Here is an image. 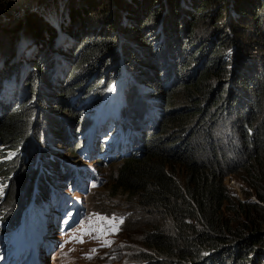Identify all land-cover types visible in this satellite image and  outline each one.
Instances as JSON below:
<instances>
[{
	"label": "trees",
	"instance_id": "16d2710c",
	"mask_svg": "<svg viewBox=\"0 0 264 264\" xmlns=\"http://www.w3.org/2000/svg\"><path fill=\"white\" fill-rule=\"evenodd\" d=\"M9 1L16 3L18 0ZM162 1L168 2V12L175 19L180 15H187V18L191 19L194 16H201L206 12L208 5L217 4L218 8L214 12L219 16L217 20L224 18L227 21L223 20L216 24L223 25L229 22L228 14L227 16L224 14L225 9H228L229 0H186L190 6L188 13L179 10V0H85V6L75 2L72 4L75 10L78 7L76 12L84 11L88 14L93 11L92 13L95 14L99 7L103 15L107 16L113 7L126 19L127 17L133 19L129 22L128 30L136 33L138 41H129L130 43L125 46L127 49H123L121 43L120 45L115 43L116 37L114 39L113 35L99 34L90 37L88 33H85L80 44L69 48L68 51L60 50V46L59 48L52 46V49L47 50L45 48L47 43L43 42L37 55L30 54L29 57H24L21 64L24 69L20 72V76L26 73L28 64L34 60L31 64L33 71L28 78L27 87L31 98H34L38 105L30 101L14 104L0 102V177L11 178L10 181L8 180L6 192L5 190L0 192L1 196L5 193V201L10 199V205L6 206L7 216L14 218L15 213L21 214L22 209L28 206L32 197H35L37 201L43 200L50 193V189H43L42 182L49 178L58 181L60 169L66 164L61 161V157L57 156L47 162L51 168L49 174L43 173L41 169H34L39 153L38 149L31 145V141L38 145L39 134L35 128H38L36 125L39 122L38 119L48 118L45 115L46 107L71 114L67 120L70 123L67 130H62L63 122L61 121H64L62 117L51 115V118H48L50 125L60 128L59 135L52 131L57 141L64 133L66 136L70 133L67 137L69 140L75 136L80 137V133L88 122L89 126L90 121L94 125L98 117V114H89L95 104L84 105L86 98L91 97L89 93L96 90L93 96L99 99L106 93L107 87L119 78L118 81L124 82L126 88L122 93V107L117 117V129L125 131L132 143L140 145L143 142L144 152L140 156L137 153L133 154L121 164L115 179V188L122 189L127 195L135 197L142 209L155 211L167 222L165 227H151L143 231L141 236L147 253L143 255L142 264H227L226 262L264 264V257L249 261L244 254L246 250L254 253L253 234L249 239H243L245 236L243 230L232 232L227 223L226 225L221 223L222 210L226 209L228 212L233 210L229 205L232 201L224 185V178L235 174L236 170L228 169L224 161L219 162L216 149L212 146L214 135L210 134L213 127L226 124L225 116L227 120L234 116L235 137L229 143L228 149L232 154L231 161H235L234 163L243 161L242 170L247 177H253L254 174L264 177V64L262 65L260 61L253 66L256 58L250 56L247 57L246 62L239 61L241 62L239 66L242 67L240 72L238 70L226 72L228 64L222 62L224 52L219 51L222 44L221 37V41L214 49L207 47L205 53L209 54V57L204 69L196 71L195 78H187V67L192 65L194 59L193 51L190 49L195 42L192 41V36L183 35L186 30L177 22L173 26L171 21L165 18L164 12L158 7ZM234 3L236 5L232 9L240 13L241 17L249 14L245 11L247 8L254 10L260 4L264 6V0H234ZM18 7L10 6L8 13L19 15L22 12L18 11ZM26 9L28 7L25 11ZM191 10H194V14ZM255 17L257 18L258 15L255 14ZM35 19H37L36 15ZM38 19L41 21L40 17ZM196 19L194 18L193 21ZM30 20L31 18H26V25L31 24L37 30V37L42 38L41 26L37 27L36 21ZM193 21L188 26H193ZM156 23H158L157 26ZM17 24L16 31L21 27V22ZM149 24L157 28L156 33L146 27ZM5 25L0 24V27ZM260 25L262 23H258L256 27ZM69 31L68 34H73ZM60 32H57L58 37L60 34L67 36ZM12 36L13 33L10 37ZM260 37L263 40L259 45L264 48V33H260ZM70 40L66 43H63V40L59 42L60 45H68L71 43ZM155 44L159 47L154 48ZM22 45L24 47L21 46L18 49L19 53L20 49L24 51L26 47H30L29 50L32 52L35 51L30 43ZM156 49L157 51L154 52ZM162 50L169 53V58L166 55L168 60L160 59L159 52ZM49 51L56 53L49 55ZM12 63L9 69H6L7 63L3 64L5 69L0 74V81L10 76L14 68V65L11 66ZM67 65L70 69L72 67L69 74L60 81H52L51 71H54L55 76H61L63 72L60 68L63 69ZM173 65L178 66L180 74L176 80L178 83L176 90L185 94L187 102L185 98L184 102L189 106L172 111L166 108V102H164L163 112H160L158 104L160 101L163 102L162 98H169L170 101L173 98L166 93L164 85L165 81L169 82L175 78ZM77 72L83 78L78 83H74L73 79ZM14 76L19 75L13 72L9 79L13 80ZM6 78L5 83L9 80ZM211 78L217 79L213 84H208ZM219 78L221 81L228 79L229 83L223 85L224 82H217ZM52 82L57 84L55 88H52ZM137 83L149 89L148 93H145V100L148 103L151 101L149 104L138 100L141 86L139 87ZM231 86H238L242 92L246 90L247 94L249 93L248 99L240 109L241 114L238 108L229 112L230 107L238 105L235 98L227 99L225 96L228 95L227 89ZM43 91L47 94L44 95ZM73 98L75 99L72 100ZM211 110L214 111L211 112ZM238 114L239 119H236ZM154 125L160 126L159 133L151 130L148 132ZM205 125L210 126L208 131H205V138L207 145L212 146L211 153L194 138L199 128ZM101 127L96 124L95 133H98ZM33 128L34 133L30 140ZM74 129L78 134L74 135L72 132ZM23 158L28 160V165L15 173L13 169L15 163L20 160L23 162ZM27 166H30L31 170ZM176 167L183 169V179L177 175L179 168ZM247 184L255 192L258 201L264 204V193L260 190L259 182L247 181ZM237 204L249 221V225L244 226L243 229L246 231V229L255 228V223L247 216L248 210L262 206L252 202ZM4 234L5 232L1 230L0 238ZM229 244L234 246L230 248ZM251 244H253L252 247H250ZM209 253L212 255L206 257Z\"/></svg>",
	"mask_w": 264,
	"mask_h": 264
},
{
	"label": "rangeland",
	"instance_id": "374dc122",
	"mask_svg": "<svg viewBox=\"0 0 264 264\" xmlns=\"http://www.w3.org/2000/svg\"><path fill=\"white\" fill-rule=\"evenodd\" d=\"M84 1L85 0H35L34 2V0H18L16 3H10L9 0H0V24H6L5 27H0V74L5 69V63H7L6 69H9L10 63L13 62L11 66L13 67L14 65V68L12 69L11 74L8 78H5H11L13 72L19 75L17 77L14 76L16 79H9L7 83L4 82L5 78L0 81V93L3 88V92L0 94L1 103L8 102L11 104L12 102V104H14L27 103L28 101H30L38 105V103L35 102V99L31 98L29 94L30 90L27 87L28 78L30 77V75H32L30 73H32L33 71V66H31V64L34 60L32 59L33 61L28 64L25 74L20 76V72L24 69V67L21 65L23 63L24 57H29L30 54H33V56L37 55L39 49L43 45V42L47 43L45 47L47 50L52 49V46L54 48H59L60 46V50L68 51L70 50L69 48H73L77 44H80V42L84 39L82 38V36L85 33H88V36L90 37H92L91 35L96 36L99 34H107L111 36L113 35L114 39L116 37L115 43H118V45H120L121 43L123 49H125V46L128 45L132 40H134V42L137 40L136 33L130 32V30H128L130 26L129 22L133 19H130L129 17H127L128 19H126L124 15L120 14L118 10L114 9L113 7L111 11H109V15L107 16L103 15L104 13L101 12L99 7L98 11H96L95 14L92 13L93 11H90L88 14L84 11L83 13L76 12L78 7L75 10L72 4L75 2V4L85 6ZM167 3L166 1H162L158 5V7L161 8L164 12L165 18L170 20L173 26L177 22L180 27H183V29L186 30L183 35H187L188 37L192 36V41L195 42L194 44H192V47L190 49L193 51L192 55L194 56V59L192 65L190 67H187V78H195L196 71L204 69V67L208 63L207 59L209 57V54L205 53L207 47H211L214 49L216 47V44L221 41V37L222 44L219 51L220 53L224 52L222 62L228 64L226 65V72L231 73L235 70H238L240 72L242 67L239 66L241 65V62L239 61L242 60V62H246L248 61L247 57L250 56H254L256 58L253 66H255L256 63L259 64L260 61L262 62V65L264 64V48L259 45L262 44L261 40H263L260 37V33H264V6L262 7L261 4L258 5V7L254 10L252 8L245 9V11L249 12V14H245L241 17L239 15L240 13L238 14L232 9L234 8V5H236V3H234V0H229L227 4L228 9H225L224 11V14L226 16L228 14L227 18L229 19V22H224L225 24L219 25L216 23H220L225 19L223 18L217 20L219 16L214 13L218 8L217 4L212 3L208 5L206 12L201 16H194L191 19L187 18V15H180V17H176L177 19H175L169 14ZM10 6L11 8H13V6H19L18 11L21 10L22 13H20L19 15L8 13ZM27 7L28 9H26L25 11V8ZM178 7L179 10L181 9L180 11L183 13H188V11L190 10L189 3H186V0H179ZM193 11L194 10H191V13L194 14ZM255 14L258 15L257 18L255 17ZM35 15L37 19H35ZM27 17L31 18L30 21H36L37 27L41 26L42 33L40 35L42 36V38L37 37V30H35L33 26H31V24L26 25ZM38 17L41 18L42 22L38 19ZM179 18L181 20H179ZM194 18L197 19L193 21ZM19 21L21 22V27L18 31H16L15 27L18 26L17 22ZM191 21H193V26H188ZM258 23H262V25L256 27ZM157 25L158 23H156V26ZM146 27L149 28L150 31H154L155 33L157 31V28L153 24H149ZM58 31L63 32L68 37L61 34L58 37ZM68 31L73 32V34H68ZM12 33L13 36L10 37ZM69 39H71L70 44L60 45L59 40H63V43H66L67 40L69 41ZM23 43H30V45L35 48V51L32 52L31 50H29L30 47H26V50L24 51L20 49L19 53L18 49L21 46L24 47L22 45ZM51 43L53 45H51ZM49 45H51V47ZM158 47L159 46L156 45L154 48ZM156 51L157 49L154 52ZM16 53L18 54V56H16ZM49 53V55H51L55 54L56 52L49 51ZM159 53H161L160 59H162V61L168 60V58L170 57L169 53L164 52L163 50ZM166 55L168 56V58ZM56 58H58V56H56ZM166 63H169V61H166ZM244 66L248 67L245 64ZM177 67L178 66L173 65L172 69L173 77L175 78L172 80L168 79L171 80L169 82H164L165 89L167 90L166 93L170 95V97H173L171 100L172 102L169 98H162L163 102H158L160 112H163L164 102H166V108L168 107L169 110L172 111L184 109L185 107L189 106L184 102L185 94L180 90H176V88L178 87V83L176 80L178 76H180ZM60 69L63 72V74L61 72V76H55V73H53L54 71H51L52 81H60L61 78H64L69 74L70 70H72V67L70 69V66L67 65L63 69L62 67ZM166 71L169 72L168 69H166ZM145 75L148 76L147 73H145ZM81 78H83V76L77 72V75L73 79V82L78 83ZM216 79L211 78L208 84H213ZM118 80L119 78H117L114 83L109 85L107 87L108 89L106 90V93L99 99L94 98L93 96V93H95L96 90L90 92L89 96L91 97L89 99L87 97V101L84 104L87 106H92L93 104H95L89 114H98L97 121L94 126L98 124L102 127L98 133L94 134V142L95 149L98 147L100 152H103V156L106 155L107 144L105 143H107V141L109 142V140L103 138L101 139L100 137L105 136L104 134L108 132V126L113 121H117V117L122 107V93L125 91L124 88H126L125 83ZM218 81L224 82L223 85L229 83L228 79H224L221 81L219 78L217 82ZM51 86L52 88H55L57 84H55V82H52ZM140 86L139 87L141 88V91L138 93V100L148 103L145 100V93H148L149 89L144 85ZM41 90H43V88H41ZM227 90L228 95H225L227 96V99L235 98L238 102L237 106L233 108L230 107L229 112H233L236 108H238V111H240L239 114H241L240 109H242L243 104L248 99L249 93L247 94L246 90L242 92L238 86H231ZM43 92L44 95L47 94L46 91ZM75 98H73L72 100H74ZM150 102L151 101H149V103ZM46 111L48 114L46 113L45 115L48 118H51V115H58L60 116V118L62 117L65 122L61 121V119L58 118L61 122H63L62 130L69 129L68 127L70 126V123L67 122V120H69V118L71 117L70 113L56 109L52 110L50 107H46ZM213 111L214 110H211V112ZM239 114L237 115V117L235 116L236 119H239ZM48 118L41 120V117L37 120L39 121L36 124L38 125V128H35V130L39 134V141H37L38 145H36L34 141H31V145L35 146V148L38 149L37 152L40 155V159L39 155H37V158L35 155L37 163L34 164V169H41L43 173L47 172V174H49V169L51 168L47 165L48 160H52L59 156L61 157L62 162H66V164L64 165V169L61 172L62 177L65 173L71 171L73 169V166L77 165L84 166L85 169L92 171L95 176V180L88 179L87 181H85L84 188L81 190L78 188L74 189V187L72 186V180L69 178V186L63 187L61 195H65L71 201L75 200L82 206V208L85 206V209L82 211L83 215L78 217L76 223H74L68 231L61 233V235H58L57 232L55 239H62L65 243V247L51 253V255L46 260V264H142L143 255L147 253V250L143 245L144 239L141 236L143 231H146L151 227H165L167 225V222L166 219L161 217L155 211L152 212L151 210L142 209L139 201L135 197L127 195V193H125L122 189L115 188V179L119 167L126 159L130 158L133 154L136 153L140 156L144 152L143 142L138 145V147L140 148L139 150H135L132 153H127L124 157L116 156L117 158L109 161L105 160L102 157H99V155H93L85 158L79 155V152L82 150L85 144V140L81 137L76 136L72 138V140L67 139L70 134L68 130L69 134L66 136V134L64 133V135L57 141V139L55 138L56 135L53 132H56L59 135L60 128L58 129L50 125L48 122ZM210 119L212 120V118ZM224 121L226 122V124H218L215 128L212 126L213 129H211L212 131H210V134L214 135L212 146L216 149V155H218L219 162L221 163L222 161H224V163H227L228 169L236 170L235 174H230L224 178V185L228 189L229 196L232 201L229 205L233 208V210L232 212H228L226 209L222 210L223 215L221 223L223 225H226L227 223L232 232L243 230L245 232V236L243 239H249L253 234V236L255 237L252 242L253 244H255L253 247L254 253L248 250H246V252L244 253L248 260L252 261V259L256 260L259 257H264V204L258 201L255 192L247 184V181H258L260 190L264 193V177L257 174H254L253 177H247L245 172H243L242 170L243 161H240L238 163H234L235 161H231L230 156H232V154L228 149L229 143H231L232 139L235 137V134L233 132V125L235 123L234 116H232L229 120H227L225 116ZM104 122H106V125H104ZM88 124L85 126L83 132H81L80 135H86L89 131L92 130L93 127H90ZM209 127L210 126L207 125H205L204 127H200L199 132L194 134V138L197 142H200V145H202L205 150L211 153L210 149L212 148V146L207 145V141L205 138V131H208ZM158 128H160L159 125H154L153 127H151V129L148 130V132L150 130L158 132ZM75 130L76 129L72 130L74 135L78 134L75 133ZM33 131L34 128L31 131L32 136L30 137V140L33 137ZM94 132L96 131L94 130ZM197 139L201 141H198ZM143 141L145 143V136L143 137ZM76 146L78 147L76 148ZM44 151L47 152L45 154H41ZM199 156H201V154H199ZM23 160V162L22 160H20L15 163V166L13 167L15 173L18 172V169L28 165V160L24 158ZM27 167L31 170L30 166ZM176 168L181 169H177V175L180 179H183V169L180 167ZM70 174H72L73 176L75 175L72 173V171L70 172ZM10 179L11 178L8 179L5 177H0V192L2 190L3 192L4 190L6 192ZM51 181L52 179L50 178L45 179L42 182V188L47 189V183H51ZM55 184L56 183L54 182L53 185ZM4 197L5 193L3 196L0 195V231L3 230L6 219L9 217L7 216L8 208L6 209V206L10 205V199L8 198V201H5ZM238 202L244 204L252 202L262 206L261 208L248 210L247 216L255 223V228L246 229V231L243 229L244 226L249 225V221L244 212L238 207ZM54 207L55 205L53 207H49L46 202L41 203L40 207L35 205L34 213L32 209H30L29 221H33L35 216L38 214L40 221L45 220L46 217L51 218L50 222H52L55 226H58V224L65 220H62L63 216L56 217L57 214L61 212H55ZM46 211L48 213H46ZM53 215L56 216L53 217ZM16 216L17 218H19L18 215ZM110 221L111 224L109 223ZM113 225L117 229L116 231H113ZM37 227L39 226L37 225ZM2 239L3 236L0 238V243L2 242ZM259 241L261 243H258ZM253 244H251L250 247H252ZM230 245L231 244H229L230 248L234 246ZM210 255L212 254L209 253L206 255V257ZM226 263L239 264L234 262ZM247 264L250 263L248 262Z\"/></svg>",
	"mask_w": 264,
	"mask_h": 264
},
{
	"label": "bare ground",
	"instance_id": "6f19581e",
	"mask_svg": "<svg viewBox=\"0 0 264 264\" xmlns=\"http://www.w3.org/2000/svg\"><path fill=\"white\" fill-rule=\"evenodd\" d=\"M105 124V122H104ZM117 121H113L109 126H108V132L105 133L103 136V139L109 140L107 141V147H106V155L103 156L98 147L95 149V142H94V130L96 129V125L94 126L91 121H90V127L92 126V130L89 131L86 135L83 134L80 137L85 140V144L82 148V150L79 152V155L82 157H90L93 155H99V157L104 158L105 160L109 161L112 159H115L117 157H124L126 156L127 153H132L135 150H139L140 148L138 145L132 143L125 131L123 130H118L117 129ZM134 126V124H132ZM72 140V139H71ZM111 140V143H110ZM88 148V149H87ZM117 156V157H116ZM63 168L60 169V175H59V180L54 181L52 180L51 183H47V189H50V193L46 195V197L43 200L37 201L35 200V197H32V199L29 201L28 206L23 210L22 213L19 214L20 219L25 221L27 218L29 219V214H30V209H32L34 213V206H41V203L46 202L49 207H53L55 205V209L58 208V212H62L66 208H71L72 204L70 201H66L64 195H61V192L63 191V187H68L69 183L68 181L71 179L72 180V186L74 189H83L84 188V182L87 181L88 179L95 180V176L92 171H89L85 169L84 166H73V169L71 170L74 176L70 174L71 171H68L67 173L64 174V178L62 177L61 172L63 171ZM70 178V179H69ZM54 182L56 183L55 185ZM42 187V186H41ZM61 199H64L63 206H60ZM46 213H48L46 211ZM61 213H58L57 216H60ZM83 214L81 213L79 216H82ZM51 221V218H45V220L40 221L39 215L37 214L35 218L33 219V224L38 225L40 228L41 226H44L45 224L49 223ZM41 231V230H40ZM42 232V231H41Z\"/></svg>",
	"mask_w": 264,
	"mask_h": 264
},
{
	"label": "snow or ice",
	"instance_id": "6c2138e0",
	"mask_svg": "<svg viewBox=\"0 0 264 264\" xmlns=\"http://www.w3.org/2000/svg\"><path fill=\"white\" fill-rule=\"evenodd\" d=\"M111 224V221L109 222ZM122 223V221H121ZM117 229L115 228V226L113 225V231H116Z\"/></svg>",
	"mask_w": 264,
	"mask_h": 264
}]
</instances>
